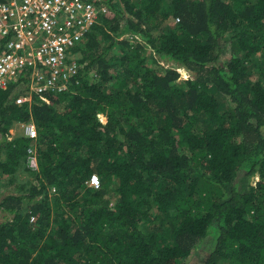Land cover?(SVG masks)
Returning <instances> with one entry per match:
<instances>
[{
  "label": "trees",
  "instance_id": "1",
  "mask_svg": "<svg viewBox=\"0 0 264 264\" xmlns=\"http://www.w3.org/2000/svg\"><path fill=\"white\" fill-rule=\"evenodd\" d=\"M109 4L68 89L0 87V264H264V0Z\"/></svg>",
  "mask_w": 264,
  "mask_h": 264
},
{
  "label": "built area",
  "instance_id": "2",
  "mask_svg": "<svg viewBox=\"0 0 264 264\" xmlns=\"http://www.w3.org/2000/svg\"><path fill=\"white\" fill-rule=\"evenodd\" d=\"M110 13L109 0H0V87L15 85V102L29 106L35 94L68 89L82 65L78 44ZM25 132L38 134L33 122ZM89 184L100 186L97 173Z\"/></svg>",
  "mask_w": 264,
  "mask_h": 264
},
{
  "label": "rangeland",
  "instance_id": "3",
  "mask_svg": "<svg viewBox=\"0 0 264 264\" xmlns=\"http://www.w3.org/2000/svg\"><path fill=\"white\" fill-rule=\"evenodd\" d=\"M123 4V3H122ZM124 5V4H123ZM130 37L132 38L134 35L132 33H125L123 34L122 36L120 37ZM116 51V49L114 50ZM148 55H152V53H154L153 49L150 48V50L148 49ZM77 55V58L79 59V57L81 56V53L79 52ZM166 65H167V62H165ZM182 73L183 75H190V73L188 71H186L185 69L182 68ZM27 122H23V121H16L11 129H10V137H14L16 135H20V134H26L25 132V125H26ZM28 163L30 166L36 168L37 167V158H36V149H34L30 156H29V159H28ZM21 176L23 178H27L29 177L28 176V173L27 172H22ZM259 176L257 174H254L253 176H251V180L250 182L252 184H255L256 181L258 180ZM54 188H52L53 190ZM17 191V187L15 185H8L6 182H5V179L3 180H0V200L5 196V194L9 193V192H15ZM6 212L3 211L1 208H0V221L4 220L6 217ZM203 251H201V248L199 247H196L195 248V252H193V254L189 257L188 259V264H201V256L203 255ZM200 256V257H198Z\"/></svg>",
  "mask_w": 264,
  "mask_h": 264
},
{
  "label": "clouds",
  "instance_id": "4",
  "mask_svg": "<svg viewBox=\"0 0 264 264\" xmlns=\"http://www.w3.org/2000/svg\"><path fill=\"white\" fill-rule=\"evenodd\" d=\"M91 185V184H90Z\"/></svg>",
  "mask_w": 264,
  "mask_h": 264
}]
</instances>
